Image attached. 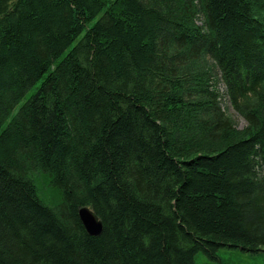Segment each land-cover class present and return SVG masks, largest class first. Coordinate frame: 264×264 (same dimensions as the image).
<instances>
[{
  "label": "trees",
  "instance_id": "1",
  "mask_svg": "<svg viewBox=\"0 0 264 264\" xmlns=\"http://www.w3.org/2000/svg\"><path fill=\"white\" fill-rule=\"evenodd\" d=\"M222 250L264 254V0H0V264Z\"/></svg>",
  "mask_w": 264,
  "mask_h": 264
},
{
  "label": "rangeland",
  "instance_id": "2",
  "mask_svg": "<svg viewBox=\"0 0 264 264\" xmlns=\"http://www.w3.org/2000/svg\"><path fill=\"white\" fill-rule=\"evenodd\" d=\"M40 83L41 82L37 83L34 88L29 90L25 94L19 105L25 102L30 96H32L36 92L37 87L40 85ZM219 91L220 94H224L225 92V88L222 84L219 87ZM221 107L225 115L234 122L237 130L244 129L245 127L244 120L237 113L233 111V109L231 108V106L229 105L228 101L225 98L221 99ZM16 110L17 108L13 111V113ZM48 190L50 191V189ZM54 194H55L54 192H50L49 196H53ZM219 258L225 261L222 264H264L263 253H258L255 255H247V254H241L240 252H236L233 250L232 251L222 250L221 253L219 254ZM195 264H218V262L213 260H208L206 257L201 255L199 256V258L195 260Z\"/></svg>",
  "mask_w": 264,
  "mask_h": 264
},
{
  "label": "water",
  "instance_id": "3",
  "mask_svg": "<svg viewBox=\"0 0 264 264\" xmlns=\"http://www.w3.org/2000/svg\"><path fill=\"white\" fill-rule=\"evenodd\" d=\"M79 220L89 236H98L101 232V224L93 212L84 207L78 210Z\"/></svg>",
  "mask_w": 264,
  "mask_h": 264
}]
</instances>
